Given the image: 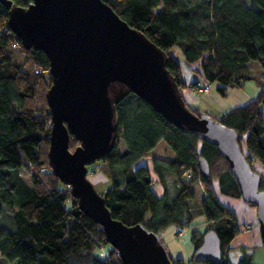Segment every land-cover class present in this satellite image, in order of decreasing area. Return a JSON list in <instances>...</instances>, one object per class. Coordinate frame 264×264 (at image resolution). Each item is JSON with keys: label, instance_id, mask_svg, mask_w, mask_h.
<instances>
[{"label": "trees", "instance_id": "trees-1", "mask_svg": "<svg viewBox=\"0 0 264 264\" xmlns=\"http://www.w3.org/2000/svg\"><path fill=\"white\" fill-rule=\"evenodd\" d=\"M11 1L23 8L32 2ZM103 1L168 55L167 68L182 93L200 92L198 84L205 79L228 98L230 90L258 82L256 99L217 120L240 135L249 164L259 172L256 165L264 167V0ZM8 20L9 9L0 4V264H124L102 228L80 210L71 189L52 171L50 63L43 52L23 47ZM174 47L192 68L190 83L181 62L169 54ZM252 62L260 66L253 69ZM117 119L115 148L89 166L92 175L104 173L113 183L103 196L113 218L128 226L142 224L156 234L170 227L190 228L195 253L206 234L195 222L205 217L207 231H215L221 241V264H231L232 242L250 226L240 225L218 197L216 183L223 195L243 200L217 147L169 124L133 94L117 106ZM79 145L71 136L70 150ZM201 158L209 163V178L200 172ZM144 159L152 161L164 187L162 197L154 191L150 168L139 165ZM197 185L205 193L200 202H195ZM239 247L243 255L238 264H252V248ZM171 259L174 264L201 263L194 256L187 263Z\"/></svg>", "mask_w": 264, "mask_h": 264}, {"label": "water", "instance_id": "water-1", "mask_svg": "<svg viewBox=\"0 0 264 264\" xmlns=\"http://www.w3.org/2000/svg\"><path fill=\"white\" fill-rule=\"evenodd\" d=\"M31 1L27 8L11 0H0V4L9 9L8 26L23 47L43 52L50 63V166L71 189L80 210L102 228L122 262L174 264L161 234L142 224L128 226L114 219L88 177L89 166L115 148L117 106L131 94L185 134L197 135L217 147L243 201L257 207L264 249V178L249 164L235 130L188 108L167 68L168 55L103 0ZM71 136L80 143L74 152L70 150ZM199 168L203 177H210L206 159H200ZM205 232L194 259L221 264V241L215 231ZM233 255L229 254L231 264H238Z\"/></svg>", "mask_w": 264, "mask_h": 264}, {"label": "rangeland", "instance_id": "rangeland-1", "mask_svg": "<svg viewBox=\"0 0 264 264\" xmlns=\"http://www.w3.org/2000/svg\"><path fill=\"white\" fill-rule=\"evenodd\" d=\"M169 54L171 57H174L177 59L183 56V52L179 47L172 48ZM251 66L253 67V69H256L255 67L260 66V65L257 62H252ZM182 68L184 71H186L185 65H183ZM255 77H257V79L259 80H262L261 76H255ZM252 82H248L247 85L251 84ZM214 94H216L215 91H214ZM183 95L187 99L189 96V93L184 91ZM187 103L188 105L191 106L190 100ZM201 109H202V113L206 111V109L204 110L203 107ZM231 109H234V107L223 110V113ZM214 114L216 115V113ZM209 115H211V113ZM97 163H100V162H97ZM139 165H146L150 168L152 176L156 181L154 184V191L158 196L162 197L164 195V187L162 183H160L159 180L157 179L156 174L153 172L152 161L149 159H144L140 162ZM258 166L262 168L261 165H258ZM263 174H264V171H263ZM88 177L90 181L92 182V184L94 185L96 191L102 196H104L107 193V191L111 189V187L113 186L112 181L104 173H96L94 175L89 173ZM197 191L198 193H197V198L195 202H200L202 198H204L205 193L202 190L201 186L199 185H197ZM216 191L218 193V197L220 201L235 212V215L237 217V220L239 221V224L240 225L248 224V226H250L248 230L243 231V233L239 235L232 242V248H234V250L236 251H239L240 250L239 246L250 247L252 248L251 251L253 250L252 264H264V249L262 246V240L260 236L259 222H258V217H257V207L253 205H248L241 199H234L226 195H223L220 192L217 183H216ZM149 218L150 216H148V219ZM195 223L196 225H198L201 231L207 230L208 224H207V220L205 217H202V216L198 217L197 222ZM177 232H179L178 235H176ZM161 236L163 238V242L165 246L167 247L168 251L173 257L181 256L184 259L189 260L192 257V255H194L193 254L194 250H192L193 246L190 241V228L180 230L177 227H170L164 233H162ZM6 262L8 263L9 261L6 260ZM8 264H16V262L8 263ZM199 264H203V263H199Z\"/></svg>", "mask_w": 264, "mask_h": 264}, {"label": "crops", "instance_id": "crops-1", "mask_svg": "<svg viewBox=\"0 0 264 264\" xmlns=\"http://www.w3.org/2000/svg\"><path fill=\"white\" fill-rule=\"evenodd\" d=\"M177 60L181 62L182 67L183 65H185L186 71H184L182 68L183 75L187 83H190L191 81L194 80V74L192 73V68L190 67V65L186 63V61L184 60V56H181ZM200 82L202 83L203 86H207V85L210 86V84L205 79H201ZM254 83L252 82L251 84H248V85L246 84L245 87L242 89L230 90L228 98H222L218 94L215 85L211 87L209 92H202V91L195 92V91L186 89L184 91L188 92L189 96L187 99L184 95L183 97L186 100V102H189L190 100L191 106L197 107L201 112H202L201 108L203 107L204 110L206 109V111H204L205 113H208V114L211 113L212 116H214L216 119H219L221 115L223 114V110L228 109V108H233V107L236 108V107L244 106L252 102L254 99H256L260 91V86L258 82H254ZM214 91L216 94H214ZM214 113H216V115ZM258 165L260 164H257L256 169L260 173L263 174L264 167L262 166L261 168ZM192 250H194V248ZM193 256L194 255H192V257ZM174 258L183 259L186 263L187 261L191 259L190 258L189 260H187L181 256H177Z\"/></svg>", "mask_w": 264, "mask_h": 264}, {"label": "flooded vegetation", "instance_id": "flooded-vegetation-1", "mask_svg": "<svg viewBox=\"0 0 264 264\" xmlns=\"http://www.w3.org/2000/svg\"><path fill=\"white\" fill-rule=\"evenodd\" d=\"M230 253H234V255H233V260H237L238 261V259H240L241 257H242V255H243V252L242 251H236V250H230L229 251V254ZM228 259H229V255H228ZM229 261H230V259H229Z\"/></svg>", "mask_w": 264, "mask_h": 264}, {"label": "built area", "instance_id": "built-area-1", "mask_svg": "<svg viewBox=\"0 0 264 264\" xmlns=\"http://www.w3.org/2000/svg\"><path fill=\"white\" fill-rule=\"evenodd\" d=\"M198 88L199 90L203 91V92H209V90L211 89V86L207 85V86H203L200 83L198 84ZM97 169L95 167L92 166V171L95 172ZM90 173V171H89Z\"/></svg>", "mask_w": 264, "mask_h": 264}]
</instances>
